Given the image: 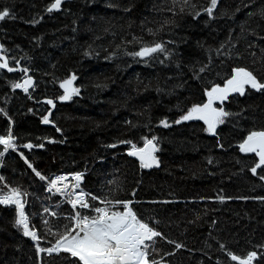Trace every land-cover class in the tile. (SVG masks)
Masks as SVG:
<instances>
[{
  "label": "trees",
  "instance_id": "1",
  "mask_svg": "<svg viewBox=\"0 0 264 264\" xmlns=\"http://www.w3.org/2000/svg\"><path fill=\"white\" fill-rule=\"evenodd\" d=\"M52 3L0 0L9 11L0 20V63L15 68L0 69V135L11 131L16 145L0 156V195L26 193L38 236L34 244L16 226L15 207L0 206V264H80L69 253L37 252L53 246L73 212L33 169L48 179L84 173L80 191L97 206L106 198L118 211V201H130L164 237L155 238L150 260L239 264L229 252H255L251 264H264V165L254 174L256 154L239 150L264 131V90L229 96L215 135L201 121L181 120L235 68L264 81V0H218L211 16L210 0H62L48 12ZM154 43L165 51L133 55ZM73 76L79 93L59 103L60 85ZM28 78L27 92L14 87ZM152 138L159 169L145 172L121 141L142 147Z\"/></svg>",
  "mask_w": 264,
  "mask_h": 264
},
{
  "label": "snow or ice",
  "instance_id": "2",
  "mask_svg": "<svg viewBox=\"0 0 264 264\" xmlns=\"http://www.w3.org/2000/svg\"><path fill=\"white\" fill-rule=\"evenodd\" d=\"M175 2V0H174ZM187 3L188 0H183ZM62 0H54L48 8V12L58 10L61 6ZM218 0H210V7L205 8V11L211 16L213 10L216 8ZM9 17L8 10H0V20ZM165 48L162 43H154L153 45H146L141 48L140 51L135 52L133 55L138 57H148L153 53L164 52ZM7 68L9 72L15 71L14 67H10L5 61L0 63V69ZM27 72V69H23ZM233 76L227 81L224 88L215 86L211 91L207 92L208 102L202 105L193 106L185 115L181 117V120H203L208 125V131L215 135V128L218 123H223L222 117L229 115V113L223 111V109L214 108V100H220L221 102L227 98L230 93L245 94V86H249L257 91L264 90V81L259 80L253 71L238 67L233 69ZM76 79L73 76L70 80H65L60 87L64 89V94L60 97L61 100H70L73 95L79 93V88L72 87V82ZM31 86V79H25L24 82L14 85L16 88H23L24 91H28V87ZM47 103L52 104L51 100ZM54 106V105H53ZM45 124L49 123L47 117L43 121ZM179 123L180 121H176ZM164 127H168L167 121H162ZM57 131H60L57 128ZM154 139H146L143 147H137L136 144L131 141H121V143H128L131 145V149L128 152L129 156H136L139 158L141 167L151 168L152 166H159L158 160L153 155L158 149L154 144ZM0 145H3V151H0V156H3L9 149H16L13 135L11 131L7 135H0ZM42 146V145H41ZM116 145H109V147H115ZM26 148H32L33 145H24ZM240 150L245 153H255L259 158V162L251 169L255 174L257 168L264 165V131L252 132L248 135L247 139L240 144ZM30 168L33 166L29 163ZM35 174L41 179H48L42 175L38 170L33 169ZM66 177L57 176L54 179H50L49 191L55 190L56 193L64 195L67 201L72 205L73 209L79 208L89 209L92 215L84 214L80 211H74L73 216L70 218L71 225H65L64 232L58 233V238L52 247L47 249L37 248V252L52 253H69L72 257L78 259L80 264H159L156 260H150L149 248L155 242V238L160 237L163 239L162 234L154 227L139 218L136 212L130 207V201H118V204L122 205L123 210L113 211L107 205L112 202L105 199L100 200V204L105 206H97L91 204L88 200L84 199L83 193H79L80 181L82 174H76L73 179L75 184L69 185L63 184ZM63 184V187L60 185ZM26 193H21L19 189H12L10 193L6 195H0V205L14 204L17 208L16 226L23 229V235L30 237L33 241L38 240L36 231L30 230L29 217L25 214L24 203L21 201V197ZM92 201H97L98 197L91 196ZM47 212L48 209H45ZM55 215V213H53ZM47 224L48 221H45ZM169 243H174L169 241ZM175 247L179 249L182 247L180 244H175ZM222 250L224 246L222 245ZM154 250V249H153ZM231 260H239V264H251V261L256 257V253H249L247 258H239L238 256L228 253Z\"/></svg>",
  "mask_w": 264,
  "mask_h": 264
},
{
  "label": "built area",
  "instance_id": "3",
  "mask_svg": "<svg viewBox=\"0 0 264 264\" xmlns=\"http://www.w3.org/2000/svg\"><path fill=\"white\" fill-rule=\"evenodd\" d=\"M76 174H82V179H81V181L79 182L80 184L83 182V175H84V173H72V174H60V175H56V176H53L51 179H54L55 177H57V176H63V177H66V179L63 181V184H67V185H69V190H71V185H73V184H75L76 183V181L73 179V177L76 175ZM49 181H50V179H47L46 181H45V191L47 192V193H49V194H51V195H54V196H57V197H59L60 198V200L61 201H63L64 203H66L70 208H71V210L74 212V211H76V209L74 210L73 209V207H72V205L67 201V199H66V197L64 196V195H61V194H59V193H56L55 192V190H52V191H49L48 189L50 188V183H49ZM63 184H61L60 186L61 187H63ZM11 191V190H10ZM10 193V192H9ZM80 192H78V194H79ZM84 198V197H83ZM2 207H7V206H14L15 208H16V205H14V204H4V205H1ZM79 208V206L77 207V209ZM16 213H17V208H16ZM22 229V228H21ZM31 230V229H30ZM22 231H23V229H22ZM32 231H34V230H32ZM30 238V237H29ZM31 239V238H30ZM31 241L33 242V243H36V241H33L32 239H31Z\"/></svg>",
  "mask_w": 264,
  "mask_h": 264
},
{
  "label": "water",
  "instance_id": "4",
  "mask_svg": "<svg viewBox=\"0 0 264 264\" xmlns=\"http://www.w3.org/2000/svg\"><path fill=\"white\" fill-rule=\"evenodd\" d=\"M72 87H73V85H72ZM61 88V87H60ZM62 89V95L64 94V89L63 88H61ZM61 97V96H60ZM60 97L58 98V102L59 103H68L69 101L68 100H61L60 99ZM144 146V145H143ZM142 146V147H143ZM239 150H240V147H239ZM130 151V150H129ZM128 151V152H129ZM241 151V150H240ZM128 152H127V156L130 158V159H133V160H135L139 165H140V167H141V163H140V160H139V158L138 157H136V156H129L128 155ZM242 152V151H241ZM249 154H255V153H249ZM153 155L156 157V152L155 153H153ZM257 158H258V156H257ZM156 159H157V157H156ZM158 160V159H157ZM258 161H259V158H258ZM141 169L143 170V171H145V172H149V171H152V170H157V169H159V166H152L151 168H143V167H141ZM22 201V200H21ZM118 211H120V210H118ZM46 254H48L47 252H46ZM48 255H55V256H60L59 254H56V253H52V254H48ZM71 259V258H70ZM159 264H167L165 261H160L159 262Z\"/></svg>",
  "mask_w": 264,
  "mask_h": 264
},
{
  "label": "rangeland",
  "instance_id": "5",
  "mask_svg": "<svg viewBox=\"0 0 264 264\" xmlns=\"http://www.w3.org/2000/svg\"><path fill=\"white\" fill-rule=\"evenodd\" d=\"M233 74H234V72H233ZM226 84H227V83H226ZM226 84H225L224 86L220 87V88H224V87L226 86ZM247 88H251V87H249V86H245V90H246ZM210 91H211V90H210ZM233 94H239V93H235V92L230 93V94L227 96V98H228L229 96L233 95ZM239 95H240V94H239ZM227 98H226L225 100H223L222 102H221L220 100H218V99H217V100H214L212 106H213L214 108L221 109L220 107H221L222 104L227 100ZM68 101H70V100H68ZM207 102H208V96H207V94H206V102H205V103H207ZM182 121H183V120H182ZM188 121H192V120H188ZM198 121L203 122V124H204V126H205V129H206V132H207L208 134L212 135V134L208 131V125L205 124L203 120H198ZM217 125H218V124H217ZM217 125H216V128H217ZM216 128H215V130H216ZM152 247H153V244H152ZM60 256H65V255H60ZM65 257H67V256H65ZM68 258H70V257H68Z\"/></svg>",
  "mask_w": 264,
  "mask_h": 264
},
{
  "label": "bare ground",
  "instance_id": "6",
  "mask_svg": "<svg viewBox=\"0 0 264 264\" xmlns=\"http://www.w3.org/2000/svg\"><path fill=\"white\" fill-rule=\"evenodd\" d=\"M35 175H36V174H35ZM36 176H37V175H36ZM37 177H38V176H37ZM38 178H39V177H38ZM39 179H40V178H39ZM46 180H47V179H46ZM46 180H42V181L45 183ZM56 254H58V253H56Z\"/></svg>",
  "mask_w": 264,
  "mask_h": 264
}]
</instances>
